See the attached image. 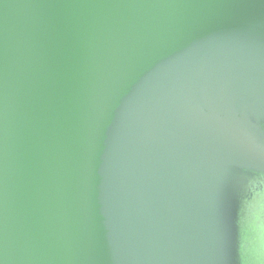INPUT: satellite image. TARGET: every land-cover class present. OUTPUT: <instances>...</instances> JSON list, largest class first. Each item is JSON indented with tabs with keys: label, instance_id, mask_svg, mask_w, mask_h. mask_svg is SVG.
<instances>
[{
	"label": "water",
	"instance_id": "1",
	"mask_svg": "<svg viewBox=\"0 0 264 264\" xmlns=\"http://www.w3.org/2000/svg\"><path fill=\"white\" fill-rule=\"evenodd\" d=\"M264 0H0V264H264Z\"/></svg>",
	"mask_w": 264,
	"mask_h": 264
},
{
	"label": "rangeland",
	"instance_id": "2",
	"mask_svg": "<svg viewBox=\"0 0 264 264\" xmlns=\"http://www.w3.org/2000/svg\"><path fill=\"white\" fill-rule=\"evenodd\" d=\"M262 214H263V217H262V219H263V223H264V209H263V213H262Z\"/></svg>",
	"mask_w": 264,
	"mask_h": 264
}]
</instances>
